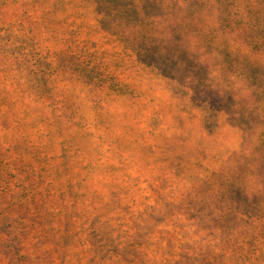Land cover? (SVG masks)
Listing matches in <instances>:
<instances>
[{
    "label": "rangeland",
    "instance_id": "obj_1",
    "mask_svg": "<svg viewBox=\"0 0 264 264\" xmlns=\"http://www.w3.org/2000/svg\"><path fill=\"white\" fill-rule=\"evenodd\" d=\"M0 264H264V0H0Z\"/></svg>",
    "mask_w": 264,
    "mask_h": 264
}]
</instances>
